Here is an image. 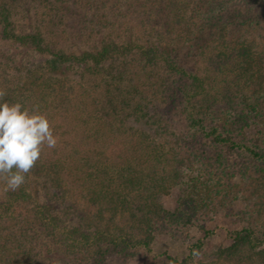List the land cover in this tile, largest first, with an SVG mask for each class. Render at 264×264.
<instances>
[{
	"label": "trees",
	"instance_id": "16d2710c",
	"mask_svg": "<svg viewBox=\"0 0 264 264\" xmlns=\"http://www.w3.org/2000/svg\"><path fill=\"white\" fill-rule=\"evenodd\" d=\"M124 1L114 35L123 0H0L5 99L58 137L18 190L0 181V264L130 259L236 204L228 246L168 260L264 264V0Z\"/></svg>",
	"mask_w": 264,
	"mask_h": 264
},
{
	"label": "clouds",
	"instance_id": "9594fccd",
	"mask_svg": "<svg viewBox=\"0 0 264 264\" xmlns=\"http://www.w3.org/2000/svg\"><path fill=\"white\" fill-rule=\"evenodd\" d=\"M7 91L0 87V181L6 189L18 190L26 183L45 149L56 148L54 124L38 107L6 101ZM194 255H199L194 253Z\"/></svg>",
	"mask_w": 264,
	"mask_h": 264
},
{
	"label": "rangeland",
	"instance_id": "374dc122",
	"mask_svg": "<svg viewBox=\"0 0 264 264\" xmlns=\"http://www.w3.org/2000/svg\"><path fill=\"white\" fill-rule=\"evenodd\" d=\"M123 2L124 6H120V9H110L106 12L109 18L114 17V14H120L119 22H121H116L114 30H112V26H109L107 34L123 35L125 27L129 26L128 23H133L135 16H131L129 18L131 20L124 18L125 15L129 14L125 9L127 2L124 0ZM121 24L123 27L119 28ZM7 48H9L7 44L0 42V49L7 51ZM178 196V189H174L168 195L163 196L161 202L164 208L173 211L177 206ZM241 211L242 204H236L231 210H222L216 218L204 222L202 229L193 227L184 231L172 232L171 234L161 233L157 235L151 252L140 250L130 259L114 257L105 264H170L169 256L179 259L186 257L191 246L198 241L204 243L206 252L228 246L231 243L230 233L246 225L245 219L239 214Z\"/></svg>",
	"mask_w": 264,
	"mask_h": 264
}]
</instances>
